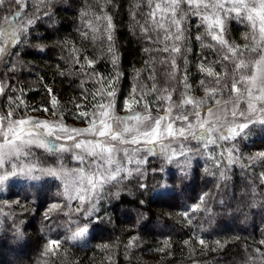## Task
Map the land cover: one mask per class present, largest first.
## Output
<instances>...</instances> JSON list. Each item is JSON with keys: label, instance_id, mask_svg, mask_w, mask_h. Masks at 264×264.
Here are the masks:
<instances>
[{"label": "trees", "instance_id": "16d2710c", "mask_svg": "<svg viewBox=\"0 0 264 264\" xmlns=\"http://www.w3.org/2000/svg\"><path fill=\"white\" fill-rule=\"evenodd\" d=\"M153 10L148 0H51L46 5L25 0L22 8L6 0L0 7V26L11 14L19 22L17 30H25L17 32L18 40L0 68L5 92L0 113L15 109L14 119H59L62 112L66 124L86 126V121L75 118L79 110L74 103L92 111V94L101 88L100 78L114 81L119 110L133 88L147 90L153 84L175 89L173 99L179 100L185 76L191 94L205 98L202 80L209 88L219 85L198 65L230 72L232 64L223 60L226 50L205 33L201 17L189 12L181 25L185 39L177 42L181 53L164 51L173 41L166 40L164 31L153 23L149 16ZM105 14L112 18V41L107 38L106 21L98 19ZM160 17L157 12L155 19ZM223 18L224 38L241 48L251 46L244 39L252 31L248 22L234 14ZM162 22L168 26L166 20ZM197 36L209 46L201 47ZM110 43L114 54L108 51ZM172 56L177 69L172 68ZM85 57L94 61L98 76L91 75L90 68L81 69ZM114 58H118L115 67ZM170 72H175V79ZM52 95L59 102L56 115H52L56 111ZM154 96L151 93L147 99ZM109 99L96 95L103 103ZM211 105L209 101L205 107ZM189 147L187 162L178 153L171 159L159 154L144 163L122 165L126 171L118 182L106 183L95 193L78 180L84 200L75 192L69 199L67 179L40 171L24 176L22 183L13 185V192L0 194V264H264V159H253L264 152V125L251 123L234 140L219 141L208 149L195 143ZM228 150L236 161L232 164ZM28 155L18 164H8L7 170L11 173L16 165L17 174L22 175L23 163L56 167L53 161L59 156L69 170L92 171L71 154L37 150ZM53 205L57 207L52 209ZM81 227L87 228L83 237L68 239ZM51 240L61 241L60 249L45 255Z\"/></svg>", "mask_w": 264, "mask_h": 264}, {"label": "snow or ice", "instance_id": "6c2138e0", "mask_svg": "<svg viewBox=\"0 0 264 264\" xmlns=\"http://www.w3.org/2000/svg\"><path fill=\"white\" fill-rule=\"evenodd\" d=\"M5 2L6 0H0V7ZM14 2L22 8L25 0H14ZM38 2L46 5L51 0H38ZM104 2L109 3L110 0H104ZM148 5L150 8L154 6L149 16L153 18L155 26L164 31L166 40L173 41L171 48L165 47L164 51L177 55L181 53V45L177 42L185 39L184 29L181 26L185 16L191 12L201 17V23L206 26L205 33L226 50L223 60L232 64L231 71L225 70L223 73L216 72L210 65L204 63L198 65L200 71L212 77L215 85L219 87L209 88L202 80L200 83L204 87L205 98L197 99L191 94V85L185 76L182 78L185 91L180 94L179 100L173 99L175 89L169 87L157 88L153 84L147 90L143 87L139 90L133 88L129 98L123 101L122 110L127 115L118 116L116 115V91L112 86L114 81L100 78L97 82L101 88L97 89V93L92 94V100L95 101L90 105L92 111L87 110L83 104L74 103V107L79 110L75 118L81 122H87L88 126L83 129L66 126L63 123L62 112L58 122L52 123L23 118L14 119L15 109H13L0 114V167H4L5 161L11 157L18 158L26 148L32 145L43 148L53 155L72 150L73 158L80 164L84 163L86 157H91L90 167L93 170L87 174L83 168L67 169L62 162H59V156L56 161H53L57 164L56 167L38 168L36 165H31L20 170L25 175L40 171L49 176L67 179L69 182L65 185V191L69 193V199L73 198L72 192H75L77 198L84 200L85 197L81 195L84 189L78 186L77 181L79 180L81 184L86 182L88 191L92 193L106 183L118 182L117 178L121 172L126 171L122 167V160L118 158V153L123 152L129 162L133 158L132 153L123 147L125 145L158 146L160 152L167 154L169 159L179 153L185 156L187 162L191 159L188 154L192 152V149L185 142L194 140L201 149H208L209 145H217L219 141L234 140L244 129L248 128L249 122L264 125V0H161L156 3L154 0H148ZM135 6L139 8V3ZM157 12L161 13L159 21L155 19ZM221 12L223 16L234 14V18L248 22L252 31L245 34L244 39L250 40L251 46L245 45L241 48L224 38L226 27ZM16 15L20 16L19 10ZM101 18L106 21L107 38L112 41V18L107 14L98 19ZM165 20L167 27L162 22ZM32 22V18L27 20L29 24ZM172 27L175 28L174 33L171 32ZM24 30V28L13 29L11 33H8L12 37V43L18 40L17 32ZM5 35L4 32H0V40H3ZM196 39L201 41V47L209 46L203 43L201 36H197ZM73 51L78 50L73 49ZM108 51L114 54L111 43ZM252 53L255 55H251ZM5 54L6 48L0 46V58ZM84 59L85 63L81 64V69L90 68L92 69L91 75L98 76L94 61L86 57ZM117 61L118 58L112 60L114 67ZM76 63H80L79 57ZM186 64L187 60H185ZM172 68H178L175 56H172ZM116 75L118 78L119 72ZM169 75L172 79L176 78L175 72H170ZM150 78L155 80L154 76ZM115 82H118V79ZM225 91H227L226 98L224 97ZM48 92L52 94L51 89H48ZM151 93H155V96L152 100H148L147 97ZM4 94V87L0 85V95ZM97 94L111 99L103 103L96 100ZM209 101H212V105L205 107ZM51 103L53 109H56L52 111V115H56L59 111V102L55 95H52ZM43 110L51 111L48 108ZM257 112L261 113V116H256ZM240 117L244 119L243 123H237ZM53 135L61 143L55 145L47 143L45 137ZM164 141L168 143L165 144ZM173 142L179 143L178 150L171 147ZM141 150V148H136L133 152ZM143 150H146L148 154H156L153 147H146ZM257 158L264 159V152L258 153L253 159ZM227 159L229 164L236 162L231 150H228ZM142 162V160L137 161V164ZM11 174H17L16 165L12 166ZM32 178L38 177L33 176ZM7 179L8 174L0 175V185H3ZM56 207L53 205L52 209ZM86 232L87 228L81 227L68 239L75 241L83 237ZM61 243L59 240L49 241L45 255L56 254ZM200 243L204 245L205 241L201 240Z\"/></svg>", "mask_w": 264, "mask_h": 264}, {"label": "rangeland", "instance_id": "374dc122", "mask_svg": "<svg viewBox=\"0 0 264 264\" xmlns=\"http://www.w3.org/2000/svg\"><path fill=\"white\" fill-rule=\"evenodd\" d=\"M16 20H17L16 19V15L11 16V14H10L6 18H4L2 23H1L0 32H4L6 35H5L3 40H0V46L6 48V54L2 58H0V68L3 65V63L5 62V59H6L5 56L10 51V49L14 46V43H12V37L10 35H8V33H11L13 31V29H17L19 22H17ZM0 85H2L4 87L1 79H0ZM1 97H2V95H0V98ZM116 115H118V116H126L127 114H126L125 111L122 110V108L119 110V107L117 106ZM256 116H261V113L257 112ZM25 119H32V120H39V121H48V122H52V123H56L59 120V119H53V118H47V117L46 118L45 117L44 118L43 117H40V118L28 117V118H25ZM229 119H231L230 116H229ZM243 122H244V119L242 117H240L237 120V123H243ZM63 123L66 126L70 127V128L74 127V128L83 129V128H86L88 126V125L81 126V125H73V124L69 125V124H66L65 122H63ZM249 124H251V122H249ZM37 131H39V130H37ZM89 138H91V137H89ZM45 140H46L47 143H50V144H53V145L61 143V141H57L55 139V135H53L52 137H45ZM164 143L167 144L168 142L164 141ZM185 143L187 144L188 147H189V144H194L195 143L197 145V142L194 141V140L193 141H188V142H185ZM179 146L180 145L177 142H173L172 145H171V147L173 149H177V150L179 149ZM123 147L127 148L129 150V152L132 153V157L133 158H132L131 162H129V159L124 157V153L123 152L118 153V158H121L122 165H131V164L135 165V164H137V161H140V160H142L143 161L142 163H144L151 156H154L152 154H148L146 152V150H143L146 147H153L154 151L156 153L155 155L163 154L164 156H167V154L160 152L158 146H152V145H149V146H144V145H125ZM136 148H141L142 150L138 151V152H133V149H136ZM37 150L45 151L43 148L37 147L36 145H32L29 148H26L24 150V152L18 158L16 156H13L10 159H7L5 161L4 167H0V175L8 174V179L4 181L3 185H0V194L1 195H5L4 193H7V191L13 192L14 191L13 185L22 183L23 181H21V179L24 178V176H26L27 178L29 176V175H25L24 173H21L22 175H18V174L12 175L7 170V165L8 164H18V163L22 162L23 160H26L28 158V156H29L28 154L31 151H37ZM65 153L74 155L72 150H69V151H67ZM85 164H87L89 169L93 170L90 167V165L92 164V158L91 157H86L85 158ZM21 167L27 168V166L24 163L21 165Z\"/></svg>", "mask_w": 264, "mask_h": 264}]
</instances>
